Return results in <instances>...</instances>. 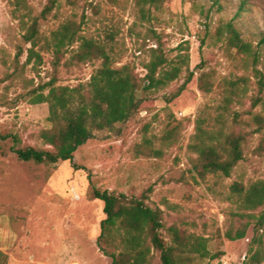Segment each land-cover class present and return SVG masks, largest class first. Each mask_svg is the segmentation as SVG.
Here are the masks:
<instances>
[{
    "label": "rangeland",
    "instance_id": "1",
    "mask_svg": "<svg viewBox=\"0 0 264 264\" xmlns=\"http://www.w3.org/2000/svg\"><path fill=\"white\" fill-rule=\"evenodd\" d=\"M28 1L35 14L48 3ZM220 2L222 6L215 0H166L143 10L137 0L57 1L42 23L45 35L65 21L80 23L83 36L105 43L120 61L117 65L132 63L141 77L159 36L170 60L189 54L195 74L168 102L185 80V66L178 79L150 93L132 119L95 130L72 161L24 162L10 151L11 140L0 137V249L7 264H111L97 245L105 213L104 203L89 197L91 182L144 199L163 210L166 226L176 223L208 238L211 254L218 257H196L188 264H244L253 225L241 239L230 240L226 232L239 218L231 184L264 178V45L259 47L255 36L264 28V0H252L249 11L236 19L253 42L252 53L240 52L227 40L225 25L240 0ZM21 34L10 1L0 0V133L11 130L24 144L43 146L38 132L52 126L49 106L32 103L26 94L51 80L53 54L43 52L38 65L27 63L25 53L22 71L7 79L15 69ZM70 57L66 53L58 67V83L86 88L101 60L78 64ZM202 72L209 73V91L199 88ZM199 117L245 134V157L230 176L193 170L195 155L188 144ZM171 128L174 136L167 140ZM149 264H161L159 251H152Z\"/></svg>",
    "mask_w": 264,
    "mask_h": 264
},
{
    "label": "trees",
    "instance_id": "2",
    "mask_svg": "<svg viewBox=\"0 0 264 264\" xmlns=\"http://www.w3.org/2000/svg\"><path fill=\"white\" fill-rule=\"evenodd\" d=\"M9 1L12 18L17 21L22 34L16 45L15 69L7 79L22 71L20 58L25 53L27 63L35 60L38 65L43 62V52L53 54L51 80L37 86L33 84L26 94L32 103L49 106L48 120L52 126L38 132L43 146L24 144L20 134L11 130L0 133L2 140H11L10 151L21 161L45 165L72 161L76 151L93 137L95 130L132 119L144 109L149 94L178 79L185 66V80L168 102L178 97L194 77L195 73L189 67V54H180L177 59L170 60L159 36L157 46L151 48L150 59L144 66L147 72L141 77L134 64L117 65L120 61L105 43L83 36L80 23L65 21L49 36L45 35L42 23L51 15L58 0H48L39 14L34 13L28 0ZM165 1L137 0V3L146 10ZM251 1L240 0L235 16L225 25L229 45L240 52H253V42L246 40L244 30L236 21L249 11ZM215 2L222 6L220 0ZM255 36L259 38V47L264 45V28ZM68 52H71L70 59L78 64L101 60L86 88L58 83L57 70ZM258 54L254 52L253 55ZM198 84L202 91L211 89L208 72L200 74ZM173 136L174 128H171L166 139L171 140ZM246 140L245 134L228 130L225 124H214L207 117H199L188 144L189 151L195 155L191 158L193 170L203 175L230 176L245 157ZM230 191L239 218L234 220L238 225L235 227L232 223L226 237L241 239L253 225V237L244 264H264V178L248 183L235 181ZM89 197L104 203L105 218L100 223L97 245L111 257V264H149L153 250L160 252L161 264H188L196 257H218L211 254L208 238L181 229L176 223L166 226L163 210L147 204L144 199L101 189L92 182ZM7 260V254L0 249V264H7Z\"/></svg>",
    "mask_w": 264,
    "mask_h": 264
}]
</instances>
